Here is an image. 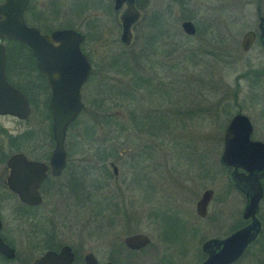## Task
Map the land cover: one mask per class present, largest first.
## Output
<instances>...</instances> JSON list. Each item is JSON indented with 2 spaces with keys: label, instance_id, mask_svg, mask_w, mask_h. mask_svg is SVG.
I'll use <instances>...</instances> for the list:
<instances>
[{
  "label": "rangeland",
  "instance_id": "374dc122",
  "mask_svg": "<svg viewBox=\"0 0 264 264\" xmlns=\"http://www.w3.org/2000/svg\"><path fill=\"white\" fill-rule=\"evenodd\" d=\"M75 2L77 19L95 13L106 21L99 32L87 34L85 47L92 46L94 56L112 59L104 81L94 77L83 88V111L64 141L67 164L80 166V179L92 191L85 203L86 213L91 209L92 215L78 207L80 197L76 207L62 197L53 198L55 212L50 217L58 223L57 233L61 241L97 256L121 248L125 236L142 233L150 244L136 257L138 264H195L202 241L246 224L240 218L243 197L228 188V171L218 158L223 129L236 113L249 119L251 139L264 143V51L257 40L246 53L239 50L241 35L255 30L256 9L264 15V0H137L141 17L127 47L119 44L120 29L114 22L119 13L112 11L111 0L109 7L92 9L88 0ZM153 20L164 22L149 23ZM183 20L194 23L196 36H184ZM135 74L143 79L142 109L154 108L158 115L146 124H119L120 114L127 117L128 109L140 105L134 100L118 106ZM47 95L45 90L40 100ZM33 97L27 121L0 118V125L17 138L13 150H24L33 158L41 148L47 159L53 149L51 121L47 107L41 109L37 95ZM108 112L118 125L105 121ZM109 162L118 169L115 179ZM261 184L257 218L263 237L237 264H264V178ZM207 188L214 195L201 220L194 206ZM52 201L47 199L37 209L38 216L48 212L45 207ZM107 201L116 202L118 215H108L114 210Z\"/></svg>",
  "mask_w": 264,
  "mask_h": 264
},
{
  "label": "water",
  "instance_id": "95a60500",
  "mask_svg": "<svg viewBox=\"0 0 264 264\" xmlns=\"http://www.w3.org/2000/svg\"><path fill=\"white\" fill-rule=\"evenodd\" d=\"M133 3L134 0H114L115 10L122 4L125 6L119 16V42L123 46L130 44L131 27L139 18V12ZM27 4L28 0H4L0 5V38L14 40L26 46L36 61L37 68L45 76L50 92L47 109L53 140V150L47 164L50 174L57 176L65 165L66 130L83 109L80 88L88 75V64L79 49L83 37L78 32L59 30L49 36H41L36 30L26 28L21 15ZM257 21L256 32L247 30L241 35V53H246L255 39L264 50V15L259 16ZM180 29L186 36L195 34L194 26L189 20L182 21ZM3 64V47L0 45V115L24 120L30 110L25 98L6 83ZM251 131L249 119L241 113L234 114L223 129L222 148L218 158L219 165L232 169L227 180L243 197L240 218L247 223L221 240L206 241L202 250L208 256L201 264H229L239 259L260 231L261 224L256 215L263 196L261 180L264 177V143L251 140ZM7 165L10 169L8 179L13 182L10 188L21 202L37 205L40 202L37 188L45 177L46 166L26 161L20 154L13 155ZM110 167L114 172V165L110 164ZM211 196L210 189L201 194L195 203L196 215H205ZM123 242L129 249H139L148 244L149 239L145 235L134 234L125 237ZM71 259L69 248L63 247L59 254L46 252L33 264H69ZM84 262L97 264L91 255H87Z\"/></svg>",
  "mask_w": 264,
  "mask_h": 264
},
{
  "label": "flooded vegetation",
  "instance_id": "af4514ba",
  "mask_svg": "<svg viewBox=\"0 0 264 264\" xmlns=\"http://www.w3.org/2000/svg\"><path fill=\"white\" fill-rule=\"evenodd\" d=\"M65 1L68 2L69 5L68 7L62 8L61 6H63L66 3ZM75 1L77 0H63V1L62 0H28L27 7L23 10L21 18L26 28L36 30L38 34L41 36H49L51 33L59 30H73L75 32H78L83 37V41L79 45V49L88 64V75L86 77L85 82L82 84L80 88V100L83 105V101H82L83 88L88 84H91L92 81L95 80L94 77H96L98 82L102 83L104 81L103 79L105 76H107V72H108L107 65L109 64V61L112 58L109 59L107 57L102 58L100 56H94V52L92 51L91 48L92 46L88 48L85 47L88 46V43L86 42L87 34L88 33L92 34L95 31L99 32L97 28H101V26H105L104 23L106 21L104 19H99V16L95 15V13H91L89 16H86L81 19H77V9L74 5V3H76ZM3 2L4 0H0V5ZM111 2H112V6H111L112 11L116 14L119 13L117 19H115L114 21L115 25L117 23V26H119V29L121 30L119 16L125 10V6L124 4H122L118 10H115L114 0H111ZM109 4H110L109 0H88V5L90 9H92L93 6L95 5H98L100 7H109ZM133 5L134 8L139 12V18L134 24L136 25L140 21L141 8L138 6L137 0H134ZM256 12H257V20H258V17L261 16V13L259 12L258 8L256 9ZM163 22L154 21V20L149 21V23L151 24L163 23ZM192 24L195 29V34L193 36L184 35L187 38H193L194 36L197 35L196 26L194 25L193 22ZM134 25L132 27H134ZM151 28H156V25L151 26ZM254 31L256 32V27ZM119 35H120V31H119ZM118 41H119V37H118ZM119 44L123 46L120 42ZM0 45L3 47V55H4L3 73H4L5 81L10 87L17 90L25 98L27 102V106L30 110L29 115L24 120H20L9 115H0V118H10L16 120L17 122H22V121L24 122L28 120V118L31 116V113L33 111V107H34L33 102L35 101V98L33 96L37 95L38 99H36V101L38 104L39 102H41L40 104L41 109L44 108L45 106L47 107V100L50 94L47 81L45 79V76L37 68L36 61L34 60L31 52L27 49L26 46L14 40H8L5 38H0ZM123 47H127V46H123ZM140 87H141L140 83H136V85L134 84L126 85V87H124L125 89L124 92L122 93L123 100L118 102L119 103L118 106L125 107L126 102H131V101L134 102V100H137L140 105L139 107L137 106L134 111L132 109H128L127 117H125L123 114H120L118 117L119 124L124 122L131 123L132 119L135 120V123L142 122L146 124L147 122L150 121V119H155L157 117L158 114L154 108L151 109L149 107L148 108L144 107V109H142L141 99L139 95L141 89ZM155 88L152 87L153 90ZM28 90H31L30 94ZM45 90H47L48 92L47 98L45 100L43 97V99L40 100V96L42 95V92L43 93L45 92ZM140 106H141V110H139ZM79 115L77 117H79ZM105 116L107 118L112 119L109 112L107 113V115L105 114ZM72 123L70 125H72ZM70 125L68 126V128L70 127ZM137 133L139 135L142 134L140 131H138ZM145 134L147 133L145 132ZM148 135L155 137V133L152 134L148 133ZM25 136L26 134L23 135L24 138ZM16 139L17 138L9 134L0 125V244H1L0 264H33L36 260L41 258L46 252L59 254V251L63 247H68L72 255V259L69 264H85L84 258L87 255H91L97 264H138L140 261L139 259H136V257L138 255H141V252L145 247L149 246L150 244L149 238H148L149 243L139 249L127 248L123 242L124 240L123 239L122 240L123 244L121 245V248H112L110 250H106L102 256H97L95 252L83 250L82 248L78 249L76 245L71 243V241L70 242L61 241V238L57 233L59 229L56 228V224L58 223L56 221H53L50 217V215L55 212V208L53 206L54 203L52 199L57 198L58 200L62 197L64 200L70 201L72 207L73 205L76 207V205L78 204L77 199L78 197H80L81 199H80V204H78V207L82 208L84 206L85 215L91 216L92 215L91 209L86 213L85 203L88 202L89 199H91L92 191L89 190L88 185L84 184V182L81 181L82 179L81 176L83 175L80 174L81 170L78 169V167L80 166L77 165L69 166L67 164L68 157L65 149H64L65 151L64 168L62 169L59 175L52 176L50 174V168L48 167L47 162L53 149L51 150L48 158L44 159L42 157L43 153L41 148H37L36 152H38L40 158L35 157V155L31 154L33 156L32 158L29 156L30 154H27L28 152L24 150H20L18 148L14 150L12 149V145L16 142ZM250 139H251V135H250ZM16 154H20L24 156L26 161L39 162L46 166V170L44 172L45 177L40 182L37 188V193L40 198V202L37 205H27L21 202L17 194L10 188V186L13 185V182L10 179H8L10 177V169L8 168L7 162L13 155ZM110 164L114 165V163L109 162L108 167L111 171L112 178L115 179L118 176V169L114 165L115 171L113 172L112 168L110 167ZM68 167L70 169H68ZM86 168L87 166H85V169ZM222 168L228 171L226 175V182L228 188H231L234 191H236V189L227 180L232 169L225 167ZM61 177H65V178L61 179ZM113 182L117 183L116 181ZM90 188L92 187L90 186ZM205 190H203L202 193ZM210 190L212 191V196L206 205L205 215L198 216L195 213V215L201 220H204L207 217V208L213 199L214 193L212 189ZM262 191H263V187H262ZM47 199L49 201L50 200L52 201V203H48L47 206L45 207V209L48 212H43L41 213V215L38 216L39 211L37 209H39L43 204L45 205ZM109 204L111 205L110 209L114 211H109L108 215L109 213L112 215L115 214L118 215L120 209H118L116 202L107 201V205ZM194 212H195V206H194ZM63 217H65V215ZM228 219L229 220L231 219L230 215ZM244 222L247 223L246 221ZM237 229L238 228L230 229L228 233L223 236L210 237L202 241V243L199 246V250L197 251L198 252L197 262L195 264H201L202 262L205 261V259L208 256L202 250V246L206 241L221 240L227 237L228 235H230L231 233H233L234 231H236ZM134 234H142V233H134ZM134 234H130V235H134ZM262 237H263V230L262 228H260L258 235L254 239V241L248 245V247L243 252L242 256L239 259L229 264H237L244 256V254L249 250V248L255 245L253 243H255L259 239H262ZM262 246L263 243L261 244V247Z\"/></svg>",
  "mask_w": 264,
  "mask_h": 264
},
{
  "label": "trees",
  "instance_id": "16d2710c",
  "mask_svg": "<svg viewBox=\"0 0 264 264\" xmlns=\"http://www.w3.org/2000/svg\"><path fill=\"white\" fill-rule=\"evenodd\" d=\"M147 42L148 43H150V37L149 38H147ZM253 74H256V73H258V72H252ZM137 77H136V80H134V85H136V83H143L142 82V76H140L139 74H135ZM148 85H150V84H148ZM104 119H105V121L107 122V123H111V124H114V125H118V123H117V121H115V120H112V119H110V118H107L105 115H104ZM74 123V122H73ZM72 123V124H73ZM130 124H135V120L134 119H132L131 120V123ZM121 129H123V128H121ZM118 131H120L119 129H117ZM114 130H112V132H113ZM115 132H117V131H115ZM241 226V224H237L236 225V228H239ZM258 241V240H257ZM257 241L255 242V243H253V244H256L257 243Z\"/></svg>",
  "mask_w": 264,
  "mask_h": 264
}]
</instances>
